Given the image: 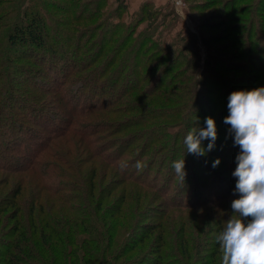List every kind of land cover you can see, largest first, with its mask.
Returning a JSON list of instances; mask_svg holds the SVG:
<instances>
[{
    "label": "trees",
    "instance_id": "obj_1",
    "mask_svg": "<svg viewBox=\"0 0 264 264\" xmlns=\"http://www.w3.org/2000/svg\"><path fill=\"white\" fill-rule=\"evenodd\" d=\"M120 2L97 14L104 0L82 1L72 22L82 10L83 20L110 30L102 49L84 55L67 53L74 37V28L60 31L67 17L52 19L40 5V12L23 6L9 17L0 47V170L20 174L8 188V178L0 179V264H221L216 237L238 198L232 172L239 152L223 120L230 93L264 87V0L187 2L196 30L176 29L166 42L157 27L167 20L157 22L145 3L136 22H148L135 38L133 24L104 49ZM209 4L219 15L217 35L207 32ZM94 31L89 24L78 29L76 45ZM22 51L31 65L22 63ZM70 80L77 85L68 90ZM209 116L217 126L214 148L206 156L187 153L184 137L206 127ZM105 158L115 171L97 183L99 160L104 178L111 170ZM183 158L184 183L172 167Z\"/></svg>",
    "mask_w": 264,
    "mask_h": 264
},
{
    "label": "clouds",
    "instance_id": "obj_2",
    "mask_svg": "<svg viewBox=\"0 0 264 264\" xmlns=\"http://www.w3.org/2000/svg\"><path fill=\"white\" fill-rule=\"evenodd\" d=\"M227 108L223 123L230 126L233 146L239 147L237 166L232 172L236 180L233 195L238 194V198L232 200L233 215L216 237L222 252L221 264H264V87L233 91ZM204 123L206 127H193L184 137L187 153L206 156L214 148L216 122L209 116ZM205 139L209 140L207 148L202 145ZM220 162L217 158L212 167ZM144 166L137 161L138 170ZM172 167L184 183V158L173 161Z\"/></svg>",
    "mask_w": 264,
    "mask_h": 264
},
{
    "label": "rangeland",
    "instance_id": "obj_3",
    "mask_svg": "<svg viewBox=\"0 0 264 264\" xmlns=\"http://www.w3.org/2000/svg\"><path fill=\"white\" fill-rule=\"evenodd\" d=\"M3 1L4 2L0 3V15H1V18H0V47L2 46L4 48L3 44L5 42L3 43L2 39L4 37V32L8 29V25H9L8 22H9L10 15L13 13L14 10L21 12L23 6H26L28 9L29 8H35L39 12H40V10L38 9V7H36V5L37 6H39V5L44 6V7H46L44 9V11H46L47 14H50L52 19H64V17H67L65 23L60 24V27H64L60 31L67 33L74 28V30L72 31L74 37L70 41H68V43H67V53L68 54H70L73 49H80V51H83V52H81L80 55H84V53L85 54L92 53V51L94 49H102V45H103L102 37H105L106 39H108V37H109L108 34H109L110 30L108 32H104L105 27H107L108 25H104V23L98 22V19H95V21H93V20L92 21H85V19L83 20V11L82 10H81V15H80V20L72 22L73 18H75V17H73V15L78 11L80 4L82 3L83 0H3ZM116 1L117 0H104L103 8H102V5L97 6V10H98L97 14H105L106 12L111 11L116 5ZM120 1H121L120 3H121L122 10L119 12V15L117 17H111L109 19L110 21H116L117 20L118 23L113 25L114 34L111 36V40L104 47V49L112 48L115 45L116 41L119 39V37L122 36L123 34L127 33L128 29L131 28V25H133V24H136V25H134V31L131 34L130 41L135 38L136 33L140 30V28L144 25V23L146 24V22H148V20H145V21L140 20V23L136 22V19L138 18V15L141 12V7L145 3H147V7L150 9V11H152L154 13L155 20L157 22L161 21V19L167 20L166 26L164 28L159 29L157 27V31H158L157 34L161 33L162 36H160V37L165 42L168 41V38L170 37L171 33L173 31H175L176 29H179V30L180 29L181 30L188 29L190 31L196 30V25H197L198 20H197L196 16L191 15V12L194 11L195 7L193 5H190L187 3V2H192L194 0H120ZM195 1L201 2L203 0H195ZM226 1H229V0H226ZM244 6H247V5L244 4L241 7H244ZM53 7H57V9H54ZM207 7L208 8L206 9V11L203 12L204 13L203 15H206L208 13H212V16L209 14L206 16V18H208L209 21H211V25H212V28L207 30V32L210 33L208 35H217L221 31L218 24H217V22L220 21L219 15L213 14V13H215L214 12L215 8L210 6V4L207 5ZM188 8H190V11ZM90 9H92V6H89V10ZM61 10L68 12V14H65V15L60 14ZM195 13L197 14L198 12H195ZM3 16H5V17H3ZM88 24L92 25L94 27L95 31L93 32V35L90 37V39H88V41H85L86 36L85 37L79 36V38L77 40L78 45H76L75 37L78 34V29L80 31V28H82L83 26H86ZM49 27H50V29L47 32L52 34V35H56V36L60 37L59 42L64 39L62 34L60 35V33L59 34L53 33L54 28L52 26H49ZM118 27H120V28L118 29ZM168 27H170L169 31L167 30ZM131 29H133V27ZM129 34H130V32L128 33V35ZM153 37L155 38V36H153ZM95 39H96L95 46H91V44H89V43L91 41H95ZM218 41L221 42V40H218ZM145 49H150V48L146 47ZM201 51H202V49H199L200 60L202 61L203 57H202ZM261 51H262V49H261ZM33 52H30V53H33ZM35 52L37 54H39L38 51L35 50ZM24 54L29 55L28 52L22 51V63L25 64L26 66L31 65L29 63L30 59L27 56H24ZM40 56L44 60L43 61L44 65L49 66L48 63L45 62V60H48L45 57L46 56L45 53L40 52ZM201 61H200V63H201ZM56 62H58V61H56ZM234 63H242V65H245L246 62L243 61V62H234ZM40 66L42 69V67H43L42 64ZM18 77L21 78L22 81H30V78L28 76H27V78L26 77L22 78L21 75L17 76V78ZM42 77H44V76H42ZM71 81L72 80H70L66 84L67 85L66 88L68 90L74 89L77 85V83H75V82H72V84H70ZM43 83L45 84L44 80H43ZM22 84H23V82H22ZM48 95H50V93H48ZM170 129H172V128H170ZM16 137L22 138V132H17ZM51 141H49V142H51ZM61 141H62V139H61ZM105 159H104V161L106 162V166L109 164L111 167V170L106 171L107 174H105V178H104V173L102 174L100 168L101 167L106 168V167L101 163V160L98 159L100 161V167L99 166L96 167L95 175H94V179H93L94 181H97V183H98V180H100L102 178L107 179L108 171L110 172V177L113 174L112 171L114 170L115 167H113V164L110 163L111 160L106 159L107 160L106 161ZM234 159H235V157H234ZM92 162H93V159H89V161L88 160L85 161L83 164L82 170L83 171L89 170ZM95 164L98 165L97 163H95ZM107 168L109 169V167H107ZM234 168H236V167H234ZM19 174H20L19 172H6L4 170H0V179L1 178H8V181L6 182L5 186H3V187L8 188L13 181L15 182V180L18 179ZM116 174L118 176L121 175L119 170H118V173L116 172ZM30 179L32 180L33 178L30 176ZM224 185L225 184L222 183L221 187L223 188ZM98 186H101V184H98ZM0 188H1V185H0ZM0 193H2V192L0 191ZM113 196H115V192H112L110 194V197H113ZM186 211L187 210H185L184 212H186ZM137 234H138V232H136L134 234V236ZM207 235L211 236V234H207ZM144 242H145L144 247L140 253L142 255V257L147 254V251L149 250L148 246L150 245L151 241H150V239H147Z\"/></svg>",
    "mask_w": 264,
    "mask_h": 264
}]
</instances>
